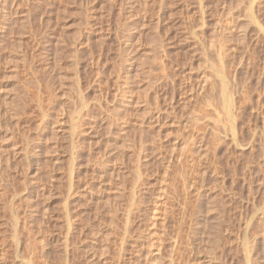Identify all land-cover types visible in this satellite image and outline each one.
Instances as JSON below:
<instances>
[{
  "label": "rangeland",
  "instance_id": "obj_1",
  "mask_svg": "<svg viewBox=\"0 0 264 264\" xmlns=\"http://www.w3.org/2000/svg\"><path fill=\"white\" fill-rule=\"evenodd\" d=\"M30 263L264 264V0H0V264Z\"/></svg>",
  "mask_w": 264,
  "mask_h": 264
},
{
  "label": "bare ground",
  "instance_id": "obj_2",
  "mask_svg": "<svg viewBox=\"0 0 264 264\" xmlns=\"http://www.w3.org/2000/svg\"><path fill=\"white\" fill-rule=\"evenodd\" d=\"M254 13V12H253ZM255 14V13H254ZM254 14L252 15V16H254ZM252 19H254V18H252ZM224 79V78H223ZM225 81V80H224ZM222 84H223V89H222V93H223V104H224V112L227 114V116L229 117L228 119H231L232 118V116H236V114L235 113H233L234 112V108L233 107H235L234 106V102L235 101H233V99H231V97L229 96L230 94H228V87H227V84L225 83V82H223L222 81ZM234 114V115H233ZM234 116V117H235ZM233 117V118H234ZM232 118V119H233ZM231 119V121H233ZM235 119V118H234ZM231 121H228V122H231ZM232 126H234V123L232 124ZM231 128H233V127H231ZM236 128L234 127L233 128V130H235ZM236 131V130H235ZM233 134L235 135V132L233 131ZM69 218V217H68ZM70 219V218H69ZM69 219H67L68 220V228H71V226L70 225H72L71 223H70V220ZM70 230V229H69ZM69 252V251H68ZM31 264V263H30Z\"/></svg>",
  "mask_w": 264,
  "mask_h": 264
}]
</instances>
